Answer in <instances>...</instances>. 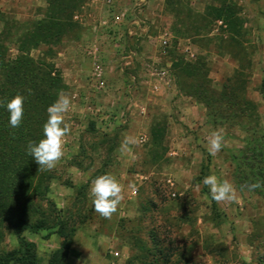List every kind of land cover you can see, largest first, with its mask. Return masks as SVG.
I'll return each instance as SVG.
<instances>
[{
    "label": "rangeland",
    "instance_id": "374dc122",
    "mask_svg": "<svg viewBox=\"0 0 264 264\" xmlns=\"http://www.w3.org/2000/svg\"><path fill=\"white\" fill-rule=\"evenodd\" d=\"M65 1L63 34L33 43L47 0H0L4 60L28 56L59 81L37 109L58 94L70 99V132L52 170L23 150L42 127L14 130L24 152L14 156L25 180L17 207L27 202L32 222L60 215L73 229L63 264H264V187H246L264 183V0ZM212 130L223 132L215 155L206 150ZM104 173L122 186L111 219L89 196ZM209 174L234 185L233 201L210 198ZM1 232L0 252L15 249L6 222ZM23 235L36 252L22 264H50L56 227Z\"/></svg>",
    "mask_w": 264,
    "mask_h": 264
},
{
    "label": "trees",
    "instance_id": "16d2710c",
    "mask_svg": "<svg viewBox=\"0 0 264 264\" xmlns=\"http://www.w3.org/2000/svg\"><path fill=\"white\" fill-rule=\"evenodd\" d=\"M67 5L65 0H47V13L33 22L32 30L28 34V37H32L33 43L34 41L35 43H50L55 41L59 34H63L72 14L70 10L65 11ZM49 71L40 63L34 64L31 58L24 55L9 62L5 61L0 46V73L3 81L0 83V105L16 94L24 96L22 126L35 122L37 126L42 127L47 119L45 109H37V107L47 106L52 88H56L59 84L57 78L51 79ZM46 79H51L50 83L45 82ZM14 130L15 128L8 125L7 111L0 106V237L2 235L1 226L3 222H6L17 241L15 249L0 252V264H7L9 261L22 264L33 259L36 245L26 240L23 232L37 233L50 225L56 227L61 242L50 253L49 263L63 264L71 243L73 229L67 226L60 215L51 218V224L47 223V218L44 216H42L44 219L41 217L40 221L32 222L27 219L24 209L27 202L17 207L15 200L22 193L21 185L25 180L19 178L23 167L20 168L14 162V156L17 153L24 154V152L19 151L20 145L16 143ZM38 133L42 135L40 131ZM213 206H215L214 203Z\"/></svg>",
    "mask_w": 264,
    "mask_h": 264
},
{
    "label": "clouds",
    "instance_id": "9594fccd",
    "mask_svg": "<svg viewBox=\"0 0 264 264\" xmlns=\"http://www.w3.org/2000/svg\"><path fill=\"white\" fill-rule=\"evenodd\" d=\"M8 113V125L11 128L20 126L24 113V96L16 94L4 101L2 105ZM70 99L66 94H58L57 99L47 108V119L42 125V136L37 141H28L26 154L31 156L40 170H52L63 156L64 138L69 134V125L65 122L64 114L68 112ZM132 137H125L124 144H135ZM223 146V132L212 130L206 141V150L209 155H215ZM208 188L210 198L217 202H230L235 199L234 185L224 179L220 180L214 174H209L202 179ZM252 192L264 187V183L256 181L247 186ZM89 196L92 210L104 219H111L117 212L122 201V186L118 180L109 173H104L92 179L89 186Z\"/></svg>",
    "mask_w": 264,
    "mask_h": 264
},
{
    "label": "built area",
    "instance_id": "2783aa9c",
    "mask_svg": "<svg viewBox=\"0 0 264 264\" xmlns=\"http://www.w3.org/2000/svg\"><path fill=\"white\" fill-rule=\"evenodd\" d=\"M104 4L107 5L108 7H110L112 5V0H104ZM167 41H168V36H167V34L166 35L164 34L162 36L161 43L165 46L167 44ZM100 71H101V69H100L99 65H96L94 67L93 74L97 75L99 78L100 77ZM161 73L163 74V71ZM98 82L100 83V85L103 84V81H101V80H99Z\"/></svg>",
    "mask_w": 264,
    "mask_h": 264
},
{
    "label": "crops",
    "instance_id": "0c3cea01",
    "mask_svg": "<svg viewBox=\"0 0 264 264\" xmlns=\"http://www.w3.org/2000/svg\"><path fill=\"white\" fill-rule=\"evenodd\" d=\"M100 23H101V21H99ZM102 23H103V21H102ZM100 25V24H99ZM98 25V26H99ZM72 65H71V63L69 62V60H68V62L66 63V70H68L69 71V69H70V67H71ZM68 73V72H67ZM67 84H68V81H67Z\"/></svg>",
    "mask_w": 264,
    "mask_h": 264
}]
</instances>
